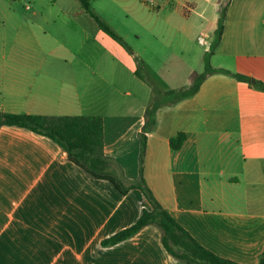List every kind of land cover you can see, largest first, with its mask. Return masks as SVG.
I'll list each match as a JSON object with an SVG mask.
<instances>
[{
    "label": "crops",
    "instance_id": "crops-1",
    "mask_svg": "<svg viewBox=\"0 0 264 264\" xmlns=\"http://www.w3.org/2000/svg\"><path fill=\"white\" fill-rule=\"evenodd\" d=\"M4 1L10 2L0 0V10ZM65 1L33 11L9 41L0 21L1 113L100 117L103 151L115 162L110 170L127 183L138 178L143 134V178L169 215L215 255L258 264L264 251V0L160 1L155 24L134 40L155 45L175 31L180 44L164 61L155 58L166 68L158 70L161 93L148 132L145 112L157 95L135 75L134 56L148 73L153 58L103 36L77 0ZM221 6L224 28L213 46ZM197 35L213 48L212 70L192 96L163 94L201 73L186 51ZM178 133L186 137L173 150L168 143ZM149 207L137 188L120 195L110 181L71 164L46 136L0 128V264H183L163 249L155 225L114 246L101 244Z\"/></svg>",
    "mask_w": 264,
    "mask_h": 264
},
{
    "label": "trees",
    "instance_id": "trees-1",
    "mask_svg": "<svg viewBox=\"0 0 264 264\" xmlns=\"http://www.w3.org/2000/svg\"><path fill=\"white\" fill-rule=\"evenodd\" d=\"M84 11L88 13L94 20L99 30L108 35L122 46L127 45L122 38L115 34L106 24L99 19L88 4V0H77ZM229 2V0H224ZM224 7H220V17L218 27L215 29V39L213 46H217L222 29L224 28ZM212 68H208V70ZM214 70V69H213ZM138 70L135 75L144 80L153 92L157 95L152 100L150 106L145 112L146 121L143 125V132H148L154 127L153 111L156 107L161 91ZM215 71L228 72L218 69ZM205 73L192 74L190 76V84L177 90H169L163 92L167 96H175L177 98L192 96L195 94L204 78ZM242 78V77H239ZM261 87L264 84L260 82ZM159 96V97H158ZM2 126H16L27 129L33 133L46 136L47 139L58 145L66 152L71 164L83 170L95 179L110 181L115 190L120 195H125L128 190L137 188L147 201L149 208H144L136 221L127 228L110 235L101 241L103 246L116 245L131 236L138 234L144 227L155 225L161 230L160 242L163 249L172 257L182 261L183 264H238L230 261V259L222 258L204 246L199 244L193 236H191L180 224H178L162 207L159 201L153 196L151 189L147 186L143 178V162L145 154L146 138L140 135V166L139 174L136 182L127 183L122 174L116 175L110 170L115 162L105 156L103 151V125L102 120L98 116H59L48 117L40 115H24L1 113L0 111V128ZM184 133H178L169 141V147L176 150L183 144L185 140ZM258 264H264V251L259 256Z\"/></svg>",
    "mask_w": 264,
    "mask_h": 264
},
{
    "label": "rangeland",
    "instance_id": "rangeland-1",
    "mask_svg": "<svg viewBox=\"0 0 264 264\" xmlns=\"http://www.w3.org/2000/svg\"><path fill=\"white\" fill-rule=\"evenodd\" d=\"M9 1L10 2L4 1V5L0 10L2 36H4V38L6 37L8 41L13 35V31L19 28L22 20L31 19L33 11H38L43 7H49L53 3V0ZM144 1L145 0H88V4L99 19L103 21V23L106 24L115 34L121 37L123 41L130 45L132 50L136 51L144 48L147 52H149L147 58H153L152 60L154 62L150 73H148L149 70L147 71L138 56H134V61L136 62L137 67H140V74H143L156 86L158 84V70L166 67L159 65L155 58H158L160 61H164L167 56L172 55L177 44H180V35H177L175 34V31H172L170 34H163L162 38L158 40L155 45L153 43L148 45L146 41L143 40L140 44H137L134 40V36L142 35L144 27L155 24L152 17H154L157 12V9L152 10L148 8ZM160 1L162 0H154L153 3H156L159 6ZM65 2L68 1L66 0ZM27 5L29 6V9H26ZM174 23L178 22L175 21ZM95 26L96 24L94 20L93 28ZM172 27L175 26L172 25ZM33 28L35 29V27ZM102 35L105 36L106 34L102 33ZM191 39V44L190 46H187L188 50H186H191L190 53L192 54L188 61L194 70H199L201 73H205L210 64L216 63L217 61L216 58L211 59L210 52L213 48L208 41L207 44L204 42L203 37L200 38L197 35L194 39L193 37H191ZM93 40H95L94 35ZM100 40L101 39H98V41ZM93 46L95 48V54L102 56V49L97 44L95 45L93 43ZM126 52L130 54L128 50H126ZM186 55H188L187 52Z\"/></svg>",
    "mask_w": 264,
    "mask_h": 264
},
{
    "label": "built area",
    "instance_id": "built-area-1",
    "mask_svg": "<svg viewBox=\"0 0 264 264\" xmlns=\"http://www.w3.org/2000/svg\"><path fill=\"white\" fill-rule=\"evenodd\" d=\"M153 1L154 0H145L144 2L147 4L148 8L155 9V8H157V4L153 3Z\"/></svg>",
    "mask_w": 264,
    "mask_h": 264
}]
</instances>
